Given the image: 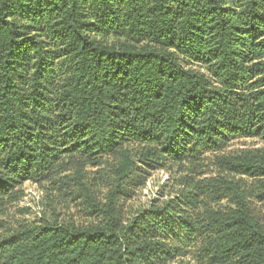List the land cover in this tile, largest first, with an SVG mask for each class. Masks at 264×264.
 I'll return each mask as SVG.
<instances>
[{
	"label": "trees",
	"instance_id": "obj_1",
	"mask_svg": "<svg viewBox=\"0 0 264 264\" xmlns=\"http://www.w3.org/2000/svg\"><path fill=\"white\" fill-rule=\"evenodd\" d=\"M0 264H264V0H0Z\"/></svg>",
	"mask_w": 264,
	"mask_h": 264
},
{
	"label": "rangeland",
	"instance_id": "obj_2",
	"mask_svg": "<svg viewBox=\"0 0 264 264\" xmlns=\"http://www.w3.org/2000/svg\"><path fill=\"white\" fill-rule=\"evenodd\" d=\"M262 144L252 139L237 140L230 147L231 150L243 149L250 147H260ZM169 174L164 171H156L150 177L146 187L140 191L137 196L129 202L132 206H138L140 204H147L150 200L157 195L160 190V186L166 181ZM25 197L19 201L13 208L12 211L17 212L18 217L33 218L35 216H44V212L50 213L51 207L50 198L46 196L43 189L34 183H26ZM52 204V202H51ZM28 208V212L25 210Z\"/></svg>",
	"mask_w": 264,
	"mask_h": 264
}]
</instances>
